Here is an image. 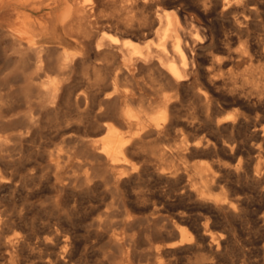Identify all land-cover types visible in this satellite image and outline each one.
Wrapping results in <instances>:
<instances>
[{
  "label": "rangeland",
  "instance_id": "1",
  "mask_svg": "<svg viewBox=\"0 0 264 264\" xmlns=\"http://www.w3.org/2000/svg\"><path fill=\"white\" fill-rule=\"evenodd\" d=\"M27 1V5H22V8L31 11H21V24L26 31L24 40L27 49L21 51L0 30V133L3 135L0 134V264H104V262L105 264L107 262L108 264H155L156 259L162 264H264V80L263 88L257 96L259 101L254 104L248 100V97L238 102L232 101L229 95L223 97L220 87L210 89V95L216 100L212 117L220 119L227 116L233 119L227 122L220 124L217 122H213L214 124L212 122L209 124L208 122H200V124L186 122L189 117H193L195 121L203 119L205 110L202 101L197 99L191 91H183L187 95L181 92L176 101V115L180 120L166 123V130L163 129L154 134L146 132L151 136L148 137L145 132L141 131V122L133 120L126 123L125 128L123 127L124 135L133 142L130 155L132 158L129 156L131 161L128 159V165L126 164L129 174L124 178L126 181H115L110 176L109 180L107 176L109 174L105 172L104 165L98 159L97 154L100 152L98 138L104 132L102 127L104 128L110 122H104L96 117L101 91H109V88L100 85L108 74L106 72L108 71L106 69L108 59L102 60L104 62H101L102 67L99 65L98 72L95 71L97 74L90 69L91 53L77 60L69 71L64 72V75L62 72L59 73L53 68L55 67L53 62L56 61L54 46L57 44L50 38L48 32L54 31L53 13H56V16L60 13L64 7L63 0ZM212 5L208 6V9L211 6L210 14L207 10L204 15L196 7H189L186 4H182V7L191 15L201 17L217 38H221L224 30L226 35H231L233 28L230 26L232 24L229 13H225L221 6ZM1 10L3 9H0V14L3 12ZM257 33H260L264 45V38H262L264 37V15L261 24L257 27ZM60 41L68 54L81 51L67 40L60 38ZM232 41L230 45L236 48L238 42ZM38 45L47 47L40 57L36 55ZM49 53L53 55L49 57ZM260 66L264 67V60L260 62ZM151 77L148 74L142 78L138 77L133 101L128 104L123 103L122 106L128 105L135 111L143 109L150 113L154 112L159 105L160 94L167 93V91L163 90V92L155 87L156 81ZM49 80L62 81H59L63 87L56 99H51L50 95L38 92L48 89ZM146 80L149 82L147 83ZM89 82L91 83L88 84ZM143 85L146 87L143 88ZM82 94L83 98H81ZM216 112H218L217 115ZM203 126L208 128L205 129ZM189 140L192 143L188 142ZM196 141H208L209 146L204 147L205 150L203 147L198 148L200 151L190 150L191 145ZM134 147L136 151L133 150ZM202 152H207V154H202ZM158 165L159 169L156 168ZM167 168L170 169L169 171L177 170V175L181 177L175 175L162 178L157 174L158 170H167ZM192 168H201L210 173L208 182V185L211 184L209 186L210 196L212 198L217 195L224 197L223 201L227 206L230 205L229 208L214 207L212 209L213 207L209 208L207 204L204 205L202 202L200 204L198 196L195 195L200 182L197 175L192 176ZM116 176L114 174L113 177ZM228 200H230L229 203ZM119 202L132 204L136 202L137 205L159 202L158 204H170L171 212H183V214L186 212L184 216L191 215L190 219L189 215L186 216L189 220H183L180 224L172 215L162 219V217L148 213L147 210H138L139 213L136 212V218L128 228L130 232L127 231L126 239L117 246L118 244L108 238L110 221L102 226L94 221L97 206L103 207L104 204H119ZM196 223L202 225L199 228V234L211 231L209 233L211 239H202L196 235ZM173 224L176 227L179 225V229H183L188 237H192L194 244L176 246L170 250L165 249ZM72 247L73 250H71ZM157 249L159 251L154 254ZM120 259H124L123 262Z\"/></svg>",
  "mask_w": 264,
  "mask_h": 264
},
{
  "label": "bare ground",
  "instance_id": "2",
  "mask_svg": "<svg viewBox=\"0 0 264 264\" xmlns=\"http://www.w3.org/2000/svg\"><path fill=\"white\" fill-rule=\"evenodd\" d=\"M27 3H28L27 0H0V9H3V10H1L3 12L0 14V30H1V32H3L5 34V36L10 40V42L12 44H14L15 46H17L19 49H21V51H25L27 49V44H26V41L24 40L26 31L24 30V28L21 24V11H27V10L31 11L27 8H22V5H27ZM63 4H64V7L62 8V10L60 11V13L57 16H56V13H53V15L55 17V23L53 25L54 31L48 32L50 38L57 44L54 46V50H55L54 52L55 53L54 52L53 53L55 54L56 61L55 62L52 61L53 63H55V67H53V68L57 69L59 71V73L62 72L64 75V72L66 73L67 71H69V69L74 66V64L76 63L77 60L82 59L84 57V55L88 54V53L92 54V58H91L89 65H91L90 69L93 70L94 72L95 71L98 72L99 67H100L99 65H101V62H103L102 60L104 58H107L108 62H109L108 65L106 64V69L108 70L106 72H108V74H106L107 76L103 78V80H104L103 83L100 82L101 83L100 85L105 87V88H109V91L104 92L105 90L103 91L102 88H99L102 90L101 95H100L101 99L99 101L97 111H96V114H97L96 117H98L101 120H104V122H110V123H108V125H106V126L104 125L105 126L104 128L101 126L102 129L104 130V132L98 138V142L100 145V152L97 154L98 159H100L102 164L104 165L105 172H107L109 174V175H107L108 178L110 176L115 181H121V180H124L125 176L127 177V175L129 174L127 172V169H126L127 168L126 164H127L128 159H129V161H131L130 158H132V156H130V155L132 154L131 149L133 147V142L131 139L127 138L124 135L123 129L125 128L124 126L126 125V123L132 122L133 120L141 122L142 123V125H141L142 133L143 132H145V133L149 132V134H150V132H152L154 134V133H159V131L165 129V127L167 129L166 123H168V122H179V120H180L178 118V116L176 115V112H177L176 111V101H177V98L181 92L191 91L197 99H200L202 101L203 106H204V110H205L204 118L201 120L195 121L193 117H189V120H188V118L186 120V122H191V123L197 122L199 124H200V122H202V123L208 122V124H209V122H212V123L217 122L220 124L221 122L223 123V122L233 120L227 116H225V117L223 116L220 119L219 118L215 119L212 117V114L215 110L216 100L210 95L209 91L211 88L220 87L222 90L223 97L225 95H229V97L234 102H238V101H241L243 99H247V97H248V100L253 104L259 101L257 96L260 94L261 89L263 88L262 82L264 80V67L260 66V62H262L264 60V45L262 43L260 33H257V27L261 24L262 19H263L264 0H63ZM182 4H186L189 7H196V9L200 10L203 13V15H204V12H206L207 10H208V13L210 12L209 9L211 6L208 9L209 5L213 4L214 6H221L223 11L225 13H229V16L231 17V24L232 25H230V24L229 25L233 28V29L231 28L233 33H231V35H226L224 32L225 30H224V31H222V33H224V34H222L220 32L222 35L221 38L220 39L217 38L216 34H214L213 31L210 29V27L203 22L201 17L191 15L189 12L185 11L184 10L185 8L183 9V7H182ZM203 18L205 20V17H203ZM228 23H230V22H228ZM227 30H228V28H227ZM60 38L67 40L74 47L79 48L81 51L68 54L66 52V48L62 45ZM262 38H264V37H262ZM232 40H235L238 42V45L236 46V48L233 47L234 49L230 45V42ZM234 44H236V42H234ZM46 48L47 47H45L44 45L39 46L36 49V55L38 57H40L42 54H44ZM201 52H203L202 55H200ZM49 55H50V53H49ZM51 55H53V54H51ZM51 55L49 57H51ZM16 58H18V57H16ZM31 61H34V60H31ZM83 61H84V59H83ZM85 61H84V63H86ZM29 62H30V60H29ZM87 62H89V61L87 60ZM32 63H34V62H32ZM42 63H43V61H42ZM48 64L50 65V63H48ZM39 65H41V63ZM101 67H102V65H101ZM102 69L104 70V68H102ZM87 71H88V69H87ZM44 72H45V70H44ZM143 74H145V75L148 74L149 76H152L155 79V81H156V83H154L155 87H158L161 91H163V90L167 91V93L160 94V97L158 98V99H160L158 101L159 105H158L157 109L151 113L149 111L148 112L144 111L143 109H137L135 111V110H133V108L129 107L128 105L122 106L123 103L128 104L130 101H133L132 100L133 95H134L135 90L137 89V84H138L137 78L138 77H140V78L144 77L145 75L143 76ZM90 77H91V75H90ZM53 79H54V77H53ZM59 81L60 80H51L49 82L47 90L41 91L40 89H38V90H40L38 92L41 94L50 95L51 99H56L60 95L61 88L63 87L60 83L62 81H60V82ZM146 81H147V83L149 82L148 80H146ZM32 82H36V81H32ZM68 83H69V81H68ZM90 83L91 82H89L88 84H90ZM93 83H94V81H93ZM89 86L91 87V85H89ZM152 86H154V85L152 84ZM144 87H146V86L143 85V88ZM156 90H157V88H156ZM36 91H37V89H36ZM185 92H183V93H185ZM158 93H161V92H158ZM35 96H36V94H35ZM95 96H93V97H95ZM81 98H83V94L81 95ZM78 100H79V98H78ZM51 101H50V103H51ZM52 104H53V102H52ZM136 107H138V106H136ZM142 108H143V106H142ZM217 113L218 112H216V115H217ZM184 120H182V121L184 122ZM112 122H115V123L119 122V123L115 124ZM120 122H122V123H120ZM197 123H194V124H197ZM199 124H198V126H199ZM196 127H197V125H196ZM206 127H204V128L206 129ZM192 128H194V127H192ZM200 129H199V131H200ZM260 129H262V128H260ZM98 131H100V129ZM73 134H75V133H73ZM149 134H147L146 136L149 137L150 136ZM140 135L143 136V134H140ZM1 136H3V135L1 134ZM146 136H143V137H146ZM0 139H1V137H0ZM144 140H145V138H144ZM198 140H200V139H198ZM204 140H206V138ZM142 141L143 140H141V142ZM183 141H185V140H183ZM190 141L191 140H189L188 142H190ZM1 142H3V140ZM136 142H138V141H136ZM207 142L196 141L191 145L190 150L191 149L192 150L198 149L200 147L204 148L206 146H209V144ZM186 143H187V140H186ZM190 143H192V141ZM190 143H189V145H190ZM210 144H211V142H210ZM214 144H212V145H214ZM212 145H210V147ZM134 146H135V144H134ZM138 147H140V146H138ZM142 147L144 148V145ZM150 148H151V146H150ZM181 148H182V146H181ZM207 148H209V147H207ZM178 149H180V148H178ZM133 150L136 151L135 147ZM204 150H205V148H204ZM185 151H186V149H185ZM209 151H210V149H209ZM175 152H174V155H176ZM188 152L190 153L191 151H188ZM204 152H202V154ZM207 152L204 154H207ZM140 153H141V151H140ZM140 153H139V155H140ZM160 153H162V152H160ZM195 153H196V151H195ZM136 155H138V154H136ZM174 155H173V157H174ZM129 156H130V158H129ZM143 158L145 159L144 156H143ZM140 159H141V157H140ZM174 160H176V159H174ZM178 160L179 159H177V161ZM249 161H251V160H249ZM0 162H1V160H0ZM97 162H99V161H97ZM182 162L184 164V161H182ZM182 162H181V164H182ZM187 165H189V164H187ZM210 165H212V164L210 163ZM175 166H176V164H175ZM214 166H215V164H214ZM158 167H159V165L156 168H158ZM46 168H47V165H46ZM134 169H135V166H134ZM186 169H187V167H186ZM131 170H132V168H131ZM169 170H168V168H167V170L166 169H160V170H158L157 174L162 178L163 177L168 178L171 176L174 177L175 175H177V170H175V171H169ZM191 171L193 173L192 176L194 174L197 175L198 180L200 182L199 188L196 189L197 193L194 192L195 195L198 196V199L200 200V204H201V202L204 205L207 204L209 208L213 207L212 209H214V207L223 208V209L226 207L229 208L230 205L227 206L226 203H224V201H223L224 197L221 198L217 195V196L212 198L210 196L211 193L209 192V189H210L209 186L211 184L208 185V182L210 180V173H208L207 170H204L201 168H192ZM88 173H87V175H88ZM103 174H105V173H103ZM114 174L117 176L113 177ZM181 174H183V173H181ZM177 176L181 177V175H177ZM252 176H250V177H252ZM254 176H256V175H254ZM231 177H232V175H231ZM52 179H53V177H52ZM169 179H171V178H169ZM174 179H176V178H174ZM182 179H183V177H182ZM109 180H110V178H109ZM124 181H126V180H124ZM124 181H122V182H124ZM182 181L183 180H181V182ZM261 181H262V179H261ZM191 183H193V182H191ZM197 183H195V184H197ZM189 187H190V185H189ZM80 188H82V187L80 186ZM174 188H176V186ZM186 189H188V188H186ZM234 191H235V189H234ZM229 194H231V193L229 192ZM150 197H151V195H150ZM137 199L138 198H136V200ZM229 201L230 200H228V203H229ZM232 201H234V200H232ZM158 203L154 204V202H153V204H147L146 203V204L137 205L136 202H135V204L128 203V202H122V203L119 202V204H106V205L104 204L103 207H98V206L96 207V209H95L96 212L94 211L96 213V215H95L96 218H95V221L94 220L93 221L97 222V224H99L101 226H102V224L104 225L105 222L110 221V224H109V232H110L109 234L110 235L108 238H110V241L118 244L117 246H119V244L121 242H123L122 240L126 239V237L128 235L127 231H129L128 228L132 224V222L135 220L136 212L138 210H147L148 213L150 212L154 216L162 217V219L170 217L172 215V217H174V219L176 221H179V223L183 220H186V219L189 220L190 219L191 214L190 215L186 214V216L189 215V219H188L186 216H184L186 212L184 214H183V212L182 213L181 212H171L170 211L171 206L169 207L170 204L167 205V204H158ZM91 204H93V203H91ZM243 209H245V208H243ZM182 211H184V210H182ZM138 213L139 212H137V214ZM141 214H143V213H141ZM254 220H256V219H254ZM194 221L196 222V219ZM219 221H220V218H219ZM184 222H182V223H184ZM89 223H90V220H89ZM159 223H161V222H159ZM176 223L177 222H175V224ZM200 224L196 223V226H197L196 235L200 236L202 239H209L211 236L209 234L211 232L210 230H209L210 231L209 233L208 232L207 233H203V232L201 233L200 232L201 234L198 233L200 226H202ZM3 225H2V227H3ZM162 225H163V223H162ZM178 226L176 227V226H174V224L171 225L172 229L170 231V234L168 235L169 241L167 242L165 249L170 250L176 246H183V245L189 246L190 244L192 245V243L194 241L192 239V237H188V234L186 235V233L183 231V229H179ZM170 228H169V230H170ZM59 232H61V231H59ZM189 232H190V230H189ZM3 233H4V231H3ZM63 233H65V232H63ZM190 233H192V232H190ZM261 233H262V231H261ZM238 237L239 236H237V238ZM40 238H41V236H40ZM199 241H202V240H199ZM213 243L215 244V242H213ZM256 244H258V243H256ZM193 249H195V248H193ZM71 250H73V247ZM69 251H70V249H69ZM158 251H159V249L155 250L154 254L157 253ZM47 253H49V252H47ZM257 253H258V251H257ZM120 256H118V257H120ZM129 257H130V255H129ZM158 258H160V257H158ZM168 258H169V256H168ZM123 260H121V261L123 262ZM242 260H243V258H242ZM127 261H128V259H127ZM183 261H184V259H183ZM114 262H116V261H114ZM118 262H120V261H118ZM245 262H246V260H245ZM104 264H105V262H104ZM107 264H108V262H107ZM155 264H162V263L157 262V259H156Z\"/></svg>",
  "mask_w": 264,
  "mask_h": 264
}]
</instances>
